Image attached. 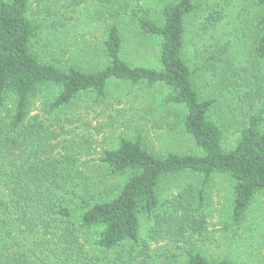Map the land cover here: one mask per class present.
<instances>
[{"label":"trees","instance_id":"trees-1","mask_svg":"<svg viewBox=\"0 0 264 264\" xmlns=\"http://www.w3.org/2000/svg\"><path fill=\"white\" fill-rule=\"evenodd\" d=\"M255 5L258 16L250 37H244L248 45L242 61H236L239 66L233 64L229 41L202 46L191 41L187 26L197 11L195 0H167L154 19L141 8L129 16L134 33L158 43L159 69L125 62L119 19L106 30L101 67L83 71L62 69L33 52L39 26L28 19L29 0H0V109L12 103L6 119L0 118V264H158L161 255L152 253V245L186 244L206 230L203 189L187 185L165 212L159 211L158 186L174 176L190 175L203 183L215 174L227 177L230 221L234 226L244 222L252 201L264 192V71L259 68L264 63V0ZM222 10L205 19L197 37L216 28ZM57 13L55 29L69 19L61 21ZM190 45L192 55L186 52ZM196 59L204 63L197 66ZM206 73L219 82L217 87L243 89L236 108L239 139L229 151L223 150L224 132L211 118L215 101L204 98L198 87L196 77ZM110 81L166 88L162 102L184 113L182 131L198 153L156 155L141 137L120 138L116 148L101 153L99 163L110 176H123V183L90 189L73 158L55 156L52 142L62 134L39 117H29V111L32 99L45 89L52 93L48 114L82 95L104 98ZM141 217L147 221L144 236ZM163 256L160 264L170 263L172 257ZM185 264L234 263L208 260L190 248Z\"/></svg>","mask_w":264,"mask_h":264},{"label":"rangeland","instance_id":"rangeland-1","mask_svg":"<svg viewBox=\"0 0 264 264\" xmlns=\"http://www.w3.org/2000/svg\"><path fill=\"white\" fill-rule=\"evenodd\" d=\"M166 1L29 0L28 19L39 26L32 50L44 62L62 69L75 67L88 71L99 68L103 63L106 30L120 19L118 25L123 36L122 57L125 62L130 66L159 69L158 43L134 33L129 16L133 9L141 8L154 19ZM195 5L197 11L188 20L187 26L191 41L197 42L199 46L229 41L234 52L233 64L239 66L236 61L242 59V52L248 45L244 37L252 34L258 16L255 0H195ZM222 5L224 10L220 8ZM214 10H222L221 22L207 36L202 39L197 37L205 19ZM54 13L58 14L61 21L69 18L64 27L55 29L52 26ZM193 49L191 45L186 47L188 55H192ZM202 63V60L196 59L195 65L200 66ZM240 65H244V62ZM259 68L264 71V63ZM206 74L196 77L198 87L204 98H213L215 101L211 118L223 130L222 148L229 151L239 139L236 108L243 89L228 91L225 87H217L219 82L211 81V75ZM166 94L168 90L160 85L133 86L110 81L104 98L82 95L65 108L47 114L46 106L52 93L45 89L32 99L29 117H39L53 131L62 134L56 142H52L55 156L73 158L81 177L89 180L87 186L102 191L111 184L121 185L124 181L123 176H110L108 169L99 163L101 153L116 148L120 138L134 140L141 137L148 150L156 155L198 153L182 131L184 113L163 104ZM11 109L12 103H7L0 109V118L6 119ZM187 185H193L196 190L203 189L204 204L201 211L206 219V230L203 236H193L186 244L162 242L152 245V253L161 255L156 262L162 263L165 259L163 254H166L172 257L168 264H185L186 252L191 248L208 260L227 259L234 264H264V192L254 198L244 222L234 226L230 221L233 198L231 182L227 177L215 174L203 183L201 179L190 175L174 176L162 180L158 186L159 211L165 212L170 201ZM141 223L144 236L147 223L144 217H141Z\"/></svg>","mask_w":264,"mask_h":264}]
</instances>
